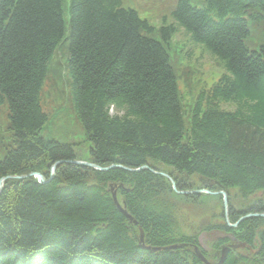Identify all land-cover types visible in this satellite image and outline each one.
<instances>
[{"label": "trees", "instance_id": "obj_1", "mask_svg": "<svg viewBox=\"0 0 264 264\" xmlns=\"http://www.w3.org/2000/svg\"><path fill=\"white\" fill-rule=\"evenodd\" d=\"M200 3L178 0L156 27L122 0H0V110L11 132L0 157V180L11 177L0 192V264H206L197 247L210 263L229 247L220 264H264V216H249L264 213V41L248 45L264 0ZM180 27L224 68L188 125L171 54ZM60 49L99 168L75 162L79 143L42 133V89ZM192 176L211 192L256 198L230 206L229 219L222 210L208 247L170 197L181 196L172 180L196 197Z\"/></svg>", "mask_w": 264, "mask_h": 264}, {"label": "rangeland", "instance_id": "obj_2", "mask_svg": "<svg viewBox=\"0 0 264 264\" xmlns=\"http://www.w3.org/2000/svg\"><path fill=\"white\" fill-rule=\"evenodd\" d=\"M122 1L124 6L136 9L141 18L148 19L154 26L158 27L163 20H166L167 16L170 17L171 21L173 20L171 12L177 5L178 0ZM191 1L194 5H201L200 1L202 0ZM250 20L251 18L249 17L251 34L248 38V45L257 48V44L264 41V24L257 25ZM172 42L174 47L178 48V51L172 50L171 54L175 60L178 87L185 112L186 124L188 125L190 113L195 106L199 93L202 90L211 88L222 76L224 68L217 58L207 49L204 51L201 45L189 44L184 30H180L174 36ZM67 57V50L60 49L54 54L51 61V69L41 94V103L43 109L50 116V121L44 126L42 133L47 138H56L59 141L79 143L76 146L79 158L83 161H87L84 163L89 162L88 165L84 166L95 168L89 165L92 163L90 154L91 144L85 139L84 129L72 109L70 100L71 81L66 62ZM222 107L233 109L234 105L222 104ZM8 113L7 105L3 104L0 110V157H4L5 151L11 142ZM80 159L78 160L81 161ZM162 169L166 170L165 167H162ZM51 173L52 175L55 174L53 168L51 169ZM164 173L167 174L166 172ZM168 178H170L169 175ZM197 178V176L189 177L190 189L198 193L196 197H191V195L187 194L193 192L190 190L187 193L184 192V194L177 193L181 196L170 197L171 200L176 203L177 217L181 224L184 225V227L190 228V231H195L201 235L203 234L201 237L202 242L208 247L218 235L214 234V232H208L206 228L213 223L221 220L223 221V218L220 217L222 210L225 211L229 219L230 206L237 210L244 204L253 202L256 198L251 197L248 201H243V199L239 197L237 191L231 192V198H229V193L226 192L228 202L225 207L224 198H222L221 194L214 192L212 194V192H209L205 187L207 181L202 179L201 184H199ZM173 184L176 183L174 182ZM246 217H248V215ZM237 246L239 247L240 245ZM241 251H245V248ZM211 264H215V262L211 261Z\"/></svg>", "mask_w": 264, "mask_h": 264}, {"label": "water", "instance_id": "obj_3", "mask_svg": "<svg viewBox=\"0 0 264 264\" xmlns=\"http://www.w3.org/2000/svg\"><path fill=\"white\" fill-rule=\"evenodd\" d=\"M77 164H86V165H88V163H84V162H82V161H75ZM89 165H91V166H93V167H95V168H99L96 164H94V163H91V164H89ZM56 166H57V164H55L54 166H53V172H55V170H56ZM104 170H106L107 168H103ZM38 175L41 179L43 178V176L41 175V174H37V173H32V175ZM164 175H166L167 177H168V175L167 174H165V173H163ZM14 177H20V178H22V177H24V176H14ZM7 178V177H6ZM6 178H3V179H1L0 180V192H1V190H2V186H3V183H4V180L6 179ZM172 182L174 183V181L172 180ZM173 186H174V189L177 191V192H180V193H187V192H189V191H184V192H182V191H178L177 189H176V186H175V184H173ZM213 193V192H212ZM214 193H219V194H222L223 195V197H224V205H225V207L227 206V202H228V200H227V194H226V192L225 191H218V192H214ZM113 196H114V198H115V201L117 202V200H116V195H115V193H113ZM118 207H119V209H120V211L121 212H123L126 216H128L129 218H131V215L126 211V209H125V206H121V205H119L118 204ZM252 215H257V216H264V213H252V214H249V216H252ZM231 226H237V223L236 224H230ZM242 246H244V245H242ZM229 251H230V248L229 247H225L224 249H223V251H222V256L219 258V264L220 263H223L224 261H225V259H226V257H227V255H228V253H229ZM196 254H197V256H199L201 259H202V261H204L206 264H211L210 262H208V260L206 259V257H204V255L199 251V247H197L196 248Z\"/></svg>", "mask_w": 264, "mask_h": 264}]
</instances>
